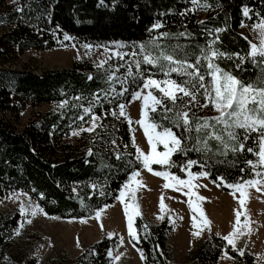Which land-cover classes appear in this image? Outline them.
Wrapping results in <instances>:
<instances>
[{
  "label": "trees",
  "instance_id": "obj_1",
  "mask_svg": "<svg viewBox=\"0 0 264 264\" xmlns=\"http://www.w3.org/2000/svg\"><path fill=\"white\" fill-rule=\"evenodd\" d=\"M199 4L193 10L192 0H0V195L26 191L45 213L65 218L88 217L112 203L130 174L141 167L130 125L120 115L119 106L129 102L149 75L144 72L148 67L145 62L136 69L120 58L103 65L76 61L71 68L38 74L6 66L8 56L70 43L121 42L125 56L137 51L161 56L163 51L174 61L193 64L199 56L196 66L205 74L207 84L210 76L203 56L216 51L227 54L214 57L220 68L245 84H264V58L249 55V40L239 31L242 24L253 26L264 19V0H199ZM156 24L160 26L153 27ZM160 61L163 67L169 66L162 57ZM180 75L182 84L192 80L199 87L194 78ZM184 86L195 91L192 84ZM202 92L196 93V101L191 103V97L183 93L177 94L175 102L162 97L155 112L149 109V120L171 127L182 142V150L174 152L170 165L160 168L180 178L187 170L207 172L211 182L230 192L233 188L229 185L258 178L257 172L262 176L264 167L257 155L259 132H249L245 140V130L237 128V140L230 138L226 150H219L210 126L203 127L204 120L198 122L204 114L200 106L206 102ZM47 102L56 107L37 115L21 130L14 126L25 106ZM89 106L91 113L100 117L99 126L84 133L77 145L64 143ZM177 111L188 113L187 127L182 119L179 127L173 123ZM188 160L197 163L186 167ZM248 161L256 164L255 171ZM19 217L18 212L0 211V264H109V252L118 244L116 237L102 238L85 246L75 258L57 256L39 261L13 248ZM134 228L136 236H131V242L144 264H176L168 245L172 227L167 219L151 224L138 216ZM225 244L217 235L205 238L193 252L195 264H214ZM227 249L237 258L235 262L240 260L237 251ZM244 259L253 264L252 254L246 253Z\"/></svg>",
  "mask_w": 264,
  "mask_h": 264
},
{
  "label": "rangeland",
  "instance_id": "obj_2",
  "mask_svg": "<svg viewBox=\"0 0 264 264\" xmlns=\"http://www.w3.org/2000/svg\"><path fill=\"white\" fill-rule=\"evenodd\" d=\"M242 25L239 29L240 33L249 41L259 46L260 29L254 28V25ZM85 45H91V48H85ZM122 48L123 44L121 42L110 44L70 43L47 49L31 48L18 52L17 55L8 56L4 64L17 69L27 68L35 73L41 74L43 71L52 68H71L72 64L76 61L84 60L95 65H103L110 60L120 58L127 60L130 66L136 69H138L136 61H139V65L145 62L148 65L144 69V72H148L149 74L147 77L159 81L172 79L182 84V80L179 79L181 77L180 72L169 71V66L163 67L160 59L157 64H152L146 62L144 60L145 55H142L138 51L135 55L125 56ZM151 57L158 58L161 56L154 54ZM211 62L216 64L214 57H212ZM171 67H176V65H171ZM166 72L168 73L167 76L165 75ZM252 85L256 88L264 87V84ZM163 86L161 85V87ZM148 91H151L158 99L162 98L159 89L155 87L145 89L143 88V84L133 93L141 92L147 94ZM121 94H124V90ZM177 94H180V92H177ZM123 105L126 115L121 116L130 125L131 139L133 140V137H135L136 145L147 153L150 151V145L144 134L143 127L137 123L141 118V111L143 109V95L137 99H133L132 94L129 102L123 103ZM55 107L56 104L53 102L36 105L29 104L21 110L14 126L18 130H21L30 120L36 118L37 115L44 114ZM200 107V110H203L204 114L198 117V122L203 121L202 118H204V115L205 117L219 115L214 106L207 101L201 104ZM249 107L254 108L255 105L250 104ZM149 109H146L148 113ZM9 116L12 115L10 114ZM96 117L98 118L93 122L92 113H84L82 116L83 119H79L77 127L69 132L63 142L73 145L80 143L82 141L80 138L83 137L84 133L89 132L87 131L89 127L95 130L99 126L100 117L97 115ZM129 117L131 118V123L129 122ZM93 123L95 125L94 127ZM208 124H210L211 136H213L212 133L214 132L222 138L221 140L215 139L218 143L219 150H226L227 147L225 145L230 140L228 130L225 129L223 124L213 120H209ZM213 138L215 137L213 136ZM134 147L136 150L135 145ZM157 151H164V146L158 144ZM161 166L163 165L154 163L151 165L152 171H149L141 162V167L136 170L139 172V176L136 179L141 180L142 184L138 187L132 185L136 187V191L134 194L130 191L126 192L124 201L132 203L134 197L135 203L138 205V211L140 212L138 216L143 217L148 223L157 224L163 219H167L169 225L172 227L168 234V245L172 251V260L176 264H195L196 258L193 257V252L198 244L211 235H217L219 233L217 236L223 238L231 232L232 226L235 223L237 210L242 213L240 218L242 224L245 220L244 212L246 210L247 219L250 221L251 232H244L243 235L235 239V247L225 240L226 244L214 264H246L244 261V255L246 253L253 255V264H264V184L258 186L261 189L260 191L256 187L248 188V197L245 206L241 208L239 203L240 193L238 191L232 189V191L227 192L211 182L207 176L200 175H197L193 181L196 187L188 188L185 185L176 184L174 181L165 180L163 176L155 175L154 173L156 172L166 171L161 169ZM262 166L264 167V165ZM188 172L189 170L185 172V176L181 179H187ZM262 177H264V171ZM166 183H173L175 186L166 188L164 187ZM119 194L120 190L112 203L106 204L98 209L102 210L99 218L96 216L97 210L94 214L82 218H65L47 213L45 215L44 211L37 212L33 216L30 210L25 214H21L20 205L22 203L29 208L30 205L38 204L34 198L22 190H14L0 195V211L9 213L18 212L20 216L17 226L20 229L19 234H16L15 231V239L13 241V248L17 249L19 254H30L39 261L52 260L57 256L75 258L83 251L85 246L97 242L102 238L116 237L118 244L110 250L109 264H144L139 252L131 242L132 235L128 230L125 205L124 202L117 199ZM198 197H202L203 199H198ZM161 200L165 206L163 209L161 208ZM189 201L199 205L200 210L203 211L207 219L211 222L210 230L208 227L202 225L200 211L190 206ZM138 216L133 217L134 231L135 218ZM194 218L195 224L197 225L195 227ZM27 221H31V223ZM21 223H23L22 228H20ZM196 232L200 234L196 235ZM228 247L239 253L240 260L235 262L237 258H234L229 253ZM117 256H119V259L115 258Z\"/></svg>",
  "mask_w": 264,
  "mask_h": 264
},
{
  "label": "snow or ice",
  "instance_id": "obj_3",
  "mask_svg": "<svg viewBox=\"0 0 264 264\" xmlns=\"http://www.w3.org/2000/svg\"><path fill=\"white\" fill-rule=\"evenodd\" d=\"M193 10L197 7H200L199 0H192ZM245 15L248 14V9H244ZM159 24L153 25V27H159ZM243 26V25H242ZM254 28L260 29V44L252 43L249 41L251 46V51L249 53L250 56L255 58L257 53L261 57H264V20H262L259 24L254 25ZM217 32L222 31V29H216ZM183 35V34H182ZM66 39H70V37L65 34ZM246 39V38H245ZM214 43V42H210ZM141 51L144 50V45H139ZM85 48H91V45H85ZM201 54L203 55V50H201ZM119 55V53H117ZM217 55L226 56V53H218L216 51H211L209 55H204V60L208 61L206 74L210 75L211 79L206 84L205 83V74L201 73V70L196 66L199 63L200 57H196V64L189 63L187 60L184 61H174L172 55H165L164 52H161V57L169 62V71L171 72H182L185 75L194 78L199 87H196V84L192 82V80L185 81L184 84H192V87L195 88V91H190L188 87H185L184 84L177 83V81L172 79H165L163 81H159L153 79L151 77H146L143 81V88L149 89L155 87L159 89V92L162 94L163 98H170L173 102L177 100V92L183 93L184 96L191 97L190 103L192 101H196V93L203 90L202 95L204 99L210 103L217 110L219 115L214 117H204L203 127H209V120L216 121L217 123L223 124L225 129L228 130V136L232 140H237L238 133L235 129H243L244 131V139H248V133L252 131L259 132V152L257 153L259 160L258 163L264 165V87L256 88L252 84H245L236 76H234L231 72L225 71L220 68L219 65L212 63V57H216ZM235 55H239L238 53ZM160 57L152 58L150 55H145L144 60L146 62L157 64ZM243 60V58L241 57ZM175 63L176 67H171V65ZM137 67H139V61H136ZM239 67V65H237ZM189 69H194L193 71H188ZM167 76L168 73L166 72ZM91 78V77H89ZM109 79H112L109 76ZM161 85H164L161 87ZM143 95V109L141 111V118L137 121L143 127L144 134L147 137L148 143L150 145V151L145 153L138 145H136L135 137H133L132 143L136 146V159L141 161L143 166L147 168L149 171H152V164L159 165H170V157L174 152L182 150V142L181 139L173 132L171 127H164L162 124H157L151 122L148 119V112L146 109L151 108V111L155 112L156 106L161 105L162 99H158L157 96L153 95L151 91H148L147 94H143L141 92L133 93V99L139 98ZM99 98L97 97V100ZM198 103V101H197ZM250 104H254L255 107H249ZM206 106V105H205ZM120 115H126L124 111V105L120 106ZM92 111L91 106L84 109L85 113H90ZM166 112H172L173 109L165 108ZM113 115L116 113L113 112ZM95 113H92L93 122L97 119ZM80 119H83L82 117ZM167 119V117H165ZM183 120V124L187 127L189 125V116L187 112L177 111L175 113V119L173 123L179 127V121ZM129 122L131 123V118L129 117ZM93 123V127H94ZM201 127L200 124H197V128ZM159 129V130H158ZM93 130L92 127H89L87 131L91 132ZM212 135L217 140H221V136L216 133H212ZM162 144L164 146V151H157V145ZM228 145H225L227 147ZM244 145L240 143V149L243 150ZM236 149L234 148L233 151ZM249 152L253 151V149L249 148ZM197 163L193 160H188L186 167L191 166L192 164ZM249 165H252L253 170L255 171L256 164L253 161H248ZM155 175L163 176L165 180L174 181L176 184L185 185L188 188H194L196 185L193 181L196 179L197 175L206 176L207 172H201L199 174H193L192 172H188L187 179H181L178 176L172 175L168 172H156ZM139 176L138 171H133L130 174L129 180L122 186L120 189V194L117 197L120 201L124 202L125 205V215L128 220V230L132 236H136V232L133 229V217L140 215L138 211V205L135 203V199L133 197L132 203H127L124 201L126 192L130 191L133 194L136 191V187L132 185H136L137 187L142 184V181L136 179ZM256 176L258 178L249 179L243 181V183H235L229 185L235 191L240 193L239 203L241 208H244L247 197H248V188L256 187L258 191L261 189L258 187L261 184H264V177L261 176V173L257 172ZM219 179H223L220 177ZM173 183H166L164 187H174ZM235 194V193H234ZM43 194H41L42 196ZM198 199H203L202 197H198ZM190 206L194 207L197 211H200V215L202 218V225L204 227H208L210 230V221L207 219L202 210H200L198 204H193L192 201H189ZM165 206L163 205V201L161 200V208L163 209ZM31 211V214L35 216L37 212H43V209L40 208L38 204L30 205L26 207L23 203L20 205L21 214H25L28 211ZM102 210H97L96 216L99 218ZM46 215V213H45ZM241 215L242 213L237 210L235 214V223L232 226L231 232L223 237L229 244L235 247V239H237L240 235H243L244 232H251L250 221L247 219V212L245 210V220L243 224L241 223ZM31 223V221H27ZM83 222V220H82ZM197 226L195 224L194 218V227ZM23 227V223H21L20 228ZM19 228L16 229V234H19ZM199 235V232L195 233ZM111 235V234H109ZM219 235V233H217ZM242 254V253H241ZM111 255V252H109ZM122 255V254H121ZM119 259V256L115 257Z\"/></svg>",
  "mask_w": 264,
  "mask_h": 264
}]
</instances>
